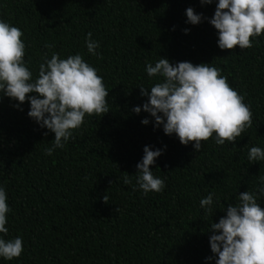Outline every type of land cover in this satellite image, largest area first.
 I'll use <instances>...</instances> for the list:
<instances>
[{
    "label": "trees",
    "instance_id": "trees-1",
    "mask_svg": "<svg viewBox=\"0 0 264 264\" xmlns=\"http://www.w3.org/2000/svg\"><path fill=\"white\" fill-rule=\"evenodd\" d=\"M217 3L0 0V20L23 32L33 80L45 54H80L103 77L110 110L86 114L65 146L46 155L54 133L28 116L30 103L17 108L18 101L0 99V187L11 209L8 233L0 236H20L24 246L19 258L0 257V264H215L211 223L238 203L239 193L264 186V161L248 160L251 147L264 149V34L252 38L251 48L221 50L209 23ZM189 7L203 15L201 23H187ZM88 33L100 45L98 56L87 51ZM160 58L218 67L250 106L252 127L223 146L213 134L196 152L192 143L182 145L162 125L155 127L149 113H134L147 101L139 87L150 89L163 79L146 72ZM145 146L162 150L150 166L165 181L162 192L145 195L136 183ZM209 193L211 212L200 207ZM258 203L264 208V197Z\"/></svg>",
    "mask_w": 264,
    "mask_h": 264
},
{
    "label": "clouds",
    "instance_id": "clouds-1",
    "mask_svg": "<svg viewBox=\"0 0 264 264\" xmlns=\"http://www.w3.org/2000/svg\"><path fill=\"white\" fill-rule=\"evenodd\" d=\"M201 4H212L213 0H200ZM187 23H201L203 15L193 8L186 9ZM209 23L218 32V47L221 50H242L253 46L254 37L264 34V0H218ZM188 29H185L187 33ZM86 37L87 51L98 56L99 43ZM23 32L18 27L0 20V99L4 96L30 103L28 116L41 128L54 133L52 146L45 149L52 155L55 149L63 148L73 136V130L81 127L85 115H104L110 110L103 77L97 69L85 62L80 54L62 59L58 53L47 54L39 65L38 76L26 66ZM51 49L53 44H46ZM149 77L163 79L149 88H140V94L147 97L142 110L155 119V127L163 126L166 135L175 134L182 145H194L196 152L202 149V142L213 138L223 146L234 144L248 128L252 127L253 113L244 103V97L233 89L227 77L221 75L218 67L209 63L193 65L183 61L172 65L167 58H160L153 66L146 65ZM35 93L37 95H29ZM22 110V109H21ZM149 123L147 118L141 121ZM47 135V133H45ZM142 161L137 163L136 183L147 195L162 192L165 181L153 175L150 166L162 154V150L143 149ZM249 162L264 161V149L253 146L248 153ZM264 185V176L259 178ZM124 183L131 180L125 176ZM214 193L200 201V207L212 211ZM264 197V186L255 192L239 193L238 203L228 204L226 215L218 223H211L209 238L211 252L218 257L215 264H264V208L258 200ZM7 194L0 187V233L7 235V213L10 212ZM109 197L103 196L104 203ZM118 211V209H116ZM24 251L20 236L5 240L0 236V257L6 261L19 258ZM208 260L213 257H208Z\"/></svg>",
    "mask_w": 264,
    "mask_h": 264
}]
</instances>
